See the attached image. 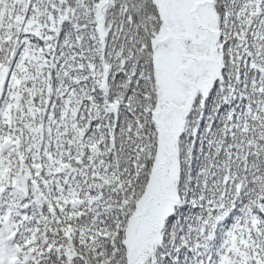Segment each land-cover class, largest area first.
Masks as SVG:
<instances>
[{"label": "snow or ice", "instance_id": "obj_1", "mask_svg": "<svg viewBox=\"0 0 264 264\" xmlns=\"http://www.w3.org/2000/svg\"><path fill=\"white\" fill-rule=\"evenodd\" d=\"M0 264H264V0H0Z\"/></svg>", "mask_w": 264, "mask_h": 264}]
</instances>
